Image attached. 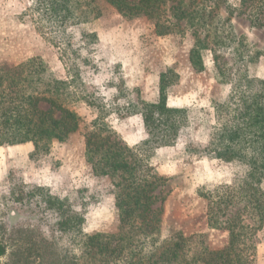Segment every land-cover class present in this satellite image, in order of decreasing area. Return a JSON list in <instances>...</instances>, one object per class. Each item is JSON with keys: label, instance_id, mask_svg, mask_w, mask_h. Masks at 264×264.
<instances>
[{"label": "rangeland", "instance_id": "obj_1", "mask_svg": "<svg viewBox=\"0 0 264 264\" xmlns=\"http://www.w3.org/2000/svg\"><path fill=\"white\" fill-rule=\"evenodd\" d=\"M33 1L0 0V65L39 58L55 77L74 81L71 108L83 124L66 141H53L45 154L31 155V143L0 145V243L6 246L0 263L113 264V257L95 250L87 253L82 247L85 235L118 231L111 182L93 175L84 158L83 135L90 121L103 117L128 147L146 140L142 109L157 101L159 76L168 69L176 79L167 89V106L184 109L186 121L175 141L155 149L148 161L166 180L153 206H161L154 239L174 233L200 235L209 248L223 247L227 232L208 225L215 214L224 219L216 212L222 206L209 203L207 197L222 185H233L241 169L217 159L206 147L217 115L226 112L239 79L264 80V25L259 26L264 20L251 14V7L238 16L234 12L235 40L244 42L245 52L238 42L214 52L204 50V69L196 72L188 60L192 30L158 36L145 18L126 20L101 4L100 17L56 31L33 13ZM226 1L239 7L240 0ZM207 5L213 6L212 1ZM224 8L222 4L219 11L226 17ZM88 98L92 106L87 105ZM16 188L19 201L10 198ZM45 192L67 200L83 222L71 231H60L55 214L37 200ZM253 235L251 262L264 264V220Z\"/></svg>", "mask_w": 264, "mask_h": 264}, {"label": "trees", "instance_id": "obj_2", "mask_svg": "<svg viewBox=\"0 0 264 264\" xmlns=\"http://www.w3.org/2000/svg\"><path fill=\"white\" fill-rule=\"evenodd\" d=\"M208 1L35 0L31 10L56 31L100 17L101 4L126 20L145 18L158 36L192 30L194 42L188 60L200 72L204 69V50L214 52L227 43L238 42L231 22L234 12L238 16L243 8L251 7V14L264 20V0H240L239 7L226 0H210L213 6H208ZM222 4L226 17L220 15ZM238 44L244 53L246 45L242 41ZM175 79L171 69L160 74L157 101L144 104L142 109L148 138L140 144H123L103 117L86 126L84 158L94 176L111 182L118 231L85 235L82 247L87 253L95 250L113 257V264H252L253 234L264 220V80L247 76L239 79L226 112H219L209 136L206 149L217 159L235 163L241 169L233 185H222L209 194L212 198L207 197L209 203L222 206L216 212L224 217L219 220L216 214L211 216L209 227L226 231L228 237L223 247L211 249L200 235L174 233L161 241L154 239L159 234L161 206H153L166 180L153 172L148 161L155 149L175 141L179 127L186 121L184 109L167 106V89ZM73 82L55 77L39 58L9 67L0 65V145L31 143V155H40L49 151L53 141L64 142L79 131L82 119L71 108L75 101ZM91 101L86 100L88 106H92ZM18 190L12 189V200H21ZM37 200L55 214L56 226L62 232L83 222L82 215L72 212L65 199L45 192ZM5 253L6 246L0 243V259Z\"/></svg>", "mask_w": 264, "mask_h": 264}]
</instances>
